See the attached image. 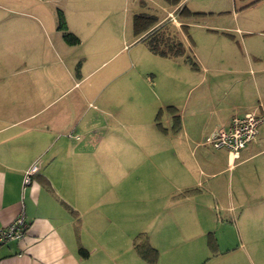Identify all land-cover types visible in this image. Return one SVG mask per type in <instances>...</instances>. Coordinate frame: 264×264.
Here are the masks:
<instances>
[{
	"label": "crops",
	"instance_id": "obj_1",
	"mask_svg": "<svg viewBox=\"0 0 264 264\" xmlns=\"http://www.w3.org/2000/svg\"><path fill=\"white\" fill-rule=\"evenodd\" d=\"M181 3L162 17L157 15L159 24L173 13L177 21H170L178 32L182 31L183 22L175 13ZM262 20L256 21L258 27L251 26V22H238L234 28L240 30V41L224 36L222 43L227 49L222 46L212 58L211 52L205 60L193 49L188 51L194 53L196 67L182 57L156 55L146 46L157 57L151 59L159 65L177 68L171 71L176 72V78L169 84L168 92L158 98L159 102L155 100L157 106L144 105L146 112L139 107L136 114L135 107L131 110V102H124L123 97L120 112L106 111L113 124L110 118H102V112L95 114L101 120L87 119L91 115L89 106L82 103L81 97L59 106L62 93L33 103L13 100L12 107L0 103V228L10 225L22 213L28 224L23 238L0 245V264H160L161 244L166 246L165 251L170 244L165 240L156 242L149 231L159 215L163 212L166 222L175 212L176 217L199 218L203 212L213 213L216 205L236 212L237 221L241 220L247 230L264 234V123L236 159H231L225 148L204 144L218 128L228 127L234 115L264 114V53L254 42L256 37H264ZM140 38L134 40L142 42ZM126 46L129 45L125 44L82 79L122 53ZM131 58L132 54L128 59ZM85 59L79 76L88 63ZM129 60L108 70L102 77L104 84L121 79L124 89H131L133 85L125 76L138 66H131ZM136 75L135 80L140 83V73ZM155 80L160 83L158 77ZM93 97L99 100L97 92ZM99 102L104 106L102 100ZM134 103L140 104L136 99ZM158 104L161 107L156 114ZM170 106L176 108V113L168 110ZM147 113L153 114L148 116L155 120L149 121L155 137L144 140L136 131L149 125L144 123L148 116L143 118ZM120 124L133 128V135L126 133V138L111 132L113 126ZM131 147L141 148L146 157V149H153L151 164L155 166L144 169L140 162L132 165L131 171H136L133 194L144 195L127 200L117 190H122L117 184L124 181H120L122 177L111 179L117 169L109 164L110 157L120 154L121 148ZM161 154L165 158L157 160ZM33 166L38 171L31 183L25 184V175ZM143 182L156 187L145 192L140 188ZM115 190L118 194L112 192ZM186 190L192 192L179 196ZM111 195L123 197L119 208L110 201ZM148 222L151 224L144 229L143 223ZM139 234L159 251L158 261L150 263L138 256L133 238ZM127 236L129 242L124 241ZM189 244L180 243L178 248L190 249ZM81 247L88 251L87 255L81 253ZM126 252L130 258L123 256ZM173 254L161 264H202L194 262L189 251L175 253L179 255L176 257ZM259 259L264 264V254Z\"/></svg>",
	"mask_w": 264,
	"mask_h": 264
},
{
	"label": "rangeland",
	"instance_id": "obj_2",
	"mask_svg": "<svg viewBox=\"0 0 264 264\" xmlns=\"http://www.w3.org/2000/svg\"><path fill=\"white\" fill-rule=\"evenodd\" d=\"M179 2H182L180 10L174 12L183 25L188 26V34L182 28L179 36L189 51L193 49L197 56L203 55L204 59L209 52L212 58L214 51L220 52L222 46L225 47L223 50L227 49L222 43L224 36H232L237 42L240 41V30L234 28L239 25L238 22H251V26H257L256 21L264 19V0H178ZM175 3L176 0H0V103L12 107L10 103L13 100L24 104L33 103L45 97H57L62 93L59 106L81 97L82 103L85 102L89 106L91 115H88L87 119L101 120V117L97 119L95 114L102 112V118H110L111 124L114 120H111L106 111L111 109L120 112L121 105H124L121 102L123 97L124 102H131V110H134L132 106L135 107L136 114L139 107L143 111L144 105L157 106L158 98L168 92L169 84L176 78V72L171 71H177V68L167 69L159 65L156 59H151L157 57L148 51L146 44L134 40L136 37L133 31V16L136 13H149L162 17L178 4ZM188 10L191 13L187 12ZM60 12L64 15L68 30L79 36L83 40L82 43H66L63 32L59 29ZM237 13L239 15L235 16ZM170 17L168 15L165 21L175 23ZM249 38L255 40L254 36ZM254 42L264 53V37H256ZM125 44L129 46H126L122 53L119 52L120 54L101 65L94 73L82 79ZM131 54L133 58L129 60ZM85 58H88L85 65L88 70L84 69L79 76L78 64L80 61L82 65L86 64ZM128 60L131 66L132 63L138 66L136 71L132 68L125 76L126 81L133 87L124 89L121 79L104 84V74L117 65L125 64L121 61ZM188 66L191 70V66ZM168 71L170 74H167ZM137 72L140 73V83L135 80ZM156 77L159 78V84L155 80ZM78 80L79 85H74ZM95 92L104 106L99 100L92 99ZM134 99L140 104H135ZM105 100L108 103L106 105ZM160 107L158 104L156 114ZM148 115L149 113L143 115V118ZM149 116L144 123L155 121L154 118L150 120ZM159 121L164 125V121ZM126 127L128 126L115 125L111 132L123 134L127 138L125 134L133 135L134 130ZM153 128L149 124L139 128L136 133L144 140L150 139L155 133ZM159 140L161 141L160 137ZM141 147L144 148V145ZM146 151L147 157L141 154V148H121L120 154L110 157L109 167L117 169L112 173L113 177H110L113 180L122 177L120 181L124 182L117 184L122 190H117L124 194L127 200L130 196L144 195L142 192L133 194L136 189V171H131V167L138 162L142 163L144 169L155 166L151 164L154 158L153 149ZM161 158H165V155H159L157 160ZM121 165L124 171L120 173ZM142 187L145 192L152 191L156 184L143 182L140 188ZM112 192L118 194L116 190ZM181 195L184 196H179ZM122 200L123 197L120 196L110 198L111 202L116 203V208H119ZM162 202L167 203L165 199ZM175 209L176 206L173 212ZM175 213L166 222L162 212L153 228L149 230L156 242L165 240L170 244L167 251L166 246L161 244L160 264L161 261L166 262L172 253L176 257L179 255L175 253L182 251H189L191 259L202 264H262L259 258L264 254V234L258 232L259 230L258 233L247 230L241 220L237 221L236 212L216 205L213 213L203 212L199 218L176 217ZM143 224L144 229H147L151 222ZM130 240L127 236L124 241ZM139 241L144 243L147 239L140 238ZM185 242L191 243L188 245L190 249L178 248L181 247L180 243ZM172 246L174 247L171 250ZM137 254L141 256L138 251ZM123 256L130 258L131 255L126 252ZM141 259L147 261L142 256Z\"/></svg>",
	"mask_w": 264,
	"mask_h": 264
},
{
	"label": "trees",
	"instance_id": "obj_3",
	"mask_svg": "<svg viewBox=\"0 0 264 264\" xmlns=\"http://www.w3.org/2000/svg\"><path fill=\"white\" fill-rule=\"evenodd\" d=\"M178 0H176V3ZM184 11L186 9L184 8ZM187 12H190L189 10ZM191 13V12H190ZM159 17L155 14L149 13H136L133 16V31L135 37L140 38V41L144 42L149 50L161 57L176 58L182 57L193 67L197 66L196 57L193 52H188L189 50L185 46L183 40L179 36V32L170 24V22L165 21L159 24ZM63 32V37L69 45H78L80 43V38L76 34L68 30L67 24L64 19V15L60 12V28ZM183 30L188 34V26L183 25ZM82 62L78 64L77 71L80 73V67ZM168 110L171 113H176V108L170 106ZM192 190H186L181 194H190ZM140 238H144L143 234H139L135 240L136 250L141 254L144 259L148 262L154 263L159 257V251L152 247L148 242L141 243ZM8 242V241H7ZM6 243V242H5ZM3 243H0L2 245ZM83 255H87L88 251L83 247L80 248Z\"/></svg>",
	"mask_w": 264,
	"mask_h": 264
},
{
	"label": "built area",
	"instance_id": "obj_4",
	"mask_svg": "<svg viewBox=\"0 0 264 264\" xmlns=\"http://www.w3.org/2000/svg\"><path fill=\"white\" fill-rule=\"evenodd\" d=\"M169 16L176 21L173 13H170ZM262 123H264V114L258 115L254 112H247L243 115L236 114L232 117L228 127L218 128L211 136L206 138L204 144L216 149L225 148L230 158L236 159L247 144L258 135L259 126ZM37 171V166L29 169L25 175L24 183L30 184L33 175ZM27 227V221L22 213L10 225L0 228V243L23 238Z\"/></svg>",
	"mask_w": 264,
	"mask_h": 264
}]
</instances>
